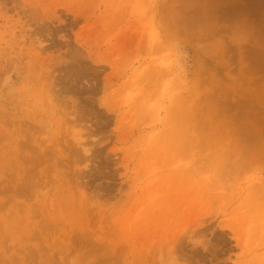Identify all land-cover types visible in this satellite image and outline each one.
<instances>
[{"label": "rangeland", "instance_id": "1", "mask_svg": "<svg viewBox=\"0 0 264 264\" xmlns=\"http://www.w3.org/2000/svg\"><path fill=\"white\" fill-rule=\"evenodd\" d=\"M0 264H264V0H0Z\"/></svg>", "mask_w": 264, "mask_h": 264}]
</instances>
